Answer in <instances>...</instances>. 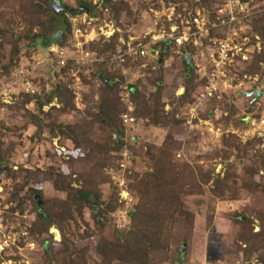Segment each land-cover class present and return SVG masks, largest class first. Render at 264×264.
Listing matches in <instances>:
<instances>
[{"label":"trees","instance_id":"obj_1","mask_svg":"<svg viewBox=\"0 0 264 264\" xmlns=\"http://www.w3.org/2000/svg\"><path fill=\"white\" fill-rule=\"evenodd\" d=\"M7 1L0 0V8L6 7L5 10H0V70H3L5 77L19 64L23 46L34 47L43 52L55 44L69 52L73 41L70 21L72 16L85 12L87 17L98 16V21L105 18L123 29L125 26L121 22V11H125L126 16L134 20L133 8L128 0H100V4H94L91 0H74L76 5L72 7V11L54 9L55 2L63 5L67 0H12V5L4 7ZM165 1L173 3L179 10L184 4L182 0ZM213 1H188V17L195 8L209 10ZM242 1L253 5L262 0ZM9 6L19 11L24 20H28L23 29L17 28L14 19L8 16ZM140 6L144 8L146 4L142 2ZM258 9L252 22V31L259 34L261 48L252 54L251 64L243 73L263 76L264 4L258 5ZM163 19L167 24L166 31L169 32L173 21ZM119 34L115 31L109 38L100 36L87 44L91 51L105 59L90 63L89 66H95L91 73L83 71L89 70L87 65L78 70L82 80L91 87L96 84L97 79L100 81L97 85L99 97L82 109L83 118L79 122L55 123L51 120L55 106L43 109L53 100L64 110L76 109L74 94L68 87L71 78L69 71L75 66L72 60L55 70V80L49 88L42 86L34 93L22 91L20 98L6 104L8 111L23 113L30 120L35 126V137H46L45 131L50 138L64 135L72 140L75 147L83 149L76 156L52 154L56 159L54 167L33 170L27 168L22 180L18 181L23 168L21 165L18 170L13 168L12 147L0 144V174L12 180L6 200L10 206L5 210L3 222L6 221L9 225L15 218V211L23 214L26 203L31 204L33 219L29 223L22 220L16 222L9 231L26 230L32 237L37 245L38 260L35 264H170L176 262V258L171 257L170 253L177 229L182 227L185 231L193 226L195 220V212L186 206L182 195L195 192L201 194L202 185L209 183L210 193L222 200L234 199L237 194L249 189L252 193L264 195V147L258 149L256 146L262 138L253 136L242 142L238 134L224 132L216 154L225 167L223 174L214 173V166L204 169L202 164L192 165L176 158L182 141L174 137L170 127L179 126L186 120L187 115L181 109L194 100V91L198 88L201 90L204 83L190 58L195 52L192 44H187L181 50L184 80L174 88L167 100L164 98L166 85L161 73L163 67H157L159 64L153 66L152 62L158 59L148 57L147 61L150 62L145 76L129 85L132 109L127 113L134 117V121L128 125L123 124L122 114L127 111V104L122 86L126 78L120 68L109 60L112 54L125 47L118 40ZM122 36L126 41L129 39L124 33ZM149 39V34L144 37V41ZM176 47L173 41L168 40H158L152 46L153 49H160L158 54L161 62ZM184 54L189 56V65ZM161 62L158 63L162 64ZM136 64H139V59L128 58L125 66L132 67ZM179 87L183 88L180 94L177 93ZM221 95L216 105L221 112L219 121L224 124L223 130L226 131L229 125L234 130H245V117H252L255 105L248 102L247 113L242 118L234 102L225 94ZM83 97L85 102H89L86 94ZM166 105H169L168 109L165 108ZM214 113L210 110L200 117L204 120L212 119ZM139 124L168 130L159 144H139L138 138L130 133ZM2 126L4 121L0 119V127ZM95 128L100 130V134H95ZM0 134L3 135L4 132ZM125 146L128 148L129 159L133 158L130 163L126 160L125 167L120 168L123 160V157L120 159V151ZM204 158L209 159L207 156ZM136 161L142 162L144 169H138L134 164ZM62 164L68 171L61 169ZM119 169L125 171L126 187L134 196V202L127 211L126 228L117 226L113 216L122 206L123 200L119 196L120 188L112 181L108 170ZM260 171L262 173L259 180L255 181L254 178ZM37 172L44 180L51 181L52 187L61 196L44 198L41 188L35 186L38 182L35 175ZM86 213L88 219L85 217ZM255 219L258 220L257 224ZM235 220L241 226L235 243L239 248L243 246V260L238 264H252L253 261L264 264V208L245 206ZM52 226L58 228L60 233L56 248H53V236L48 232ZM254 226H258L256 231ZM92 238L95 259L87 242ZM182 240L186 238L183 236ZM18 243L23 244V240ZM8 250H0V264L11 258Z\"/></svg>","mask_w":264,"mask_h":264},{"label":"rangeland","instance_id":"obj_2","mask_svg":"<svg viewBox=\"0 0 264 264\" xmlns=\"http://www.w3.org/2000/svg\"><path fill=\"white\" fill-rule=\"evenodd\" d=\"M91 1L94 4H100V0ZM128 1L133 8L134 20L131 17L126 16L125 11H121V22L125 26V29H123L122 26H116L113 21L107 20L105 18L98 21V16L87 17V13L85 12L77 16H72L70 21L73 41H71L72 43L69 47L70 51L67 53V55L70 56L73 51H75L76 46H80L81 44L84 49L90 50L87 44L100 38L102 35H100L99 30L100 28L105 29L104 27L106 25L107 28L112 27L114 32L117 31L120 33V36H118V40L120 42H126V39H124L122 36L123 33L126 34L127 37L135 36L136 38H143V40L144 37L148 36L149 34V41L153 40V35H157V37H155L156 39L148 44V49L150 50L152 49L153 44L158 40H161L163 34L166 35V32H168L166 31L167 24L164 22L163 18H166L167 21H173L171 26H177L178 29L182 24H184L185 20L187 21L191 18L196 9H199V7L195 8L192 11L191 16L188 17V13H190V7H188V4L186 3H189L188 1L190 0H182L184 4L183 6L181 5L182 8L180 10L173 3H168L165 0ZM12 2V0H8L7 3H5L6 5L4 4L3 6L5 7L7 5H12ZM142 2L146 4L144 8L143 6H140V3ZM219 2L220 0H214L209 10L202 9L208 14L209 20L213 18L214 10ZM63 3L70 7H75L76 5L74 0H67ZM178 3L179 2L177 1L176 4ZM257 4L262 6L264 4V0ZM257 4L252 5L247 2V8L250 13L247 24L245 23L243 26H240V24H235L232 26L233 29L230 31L233 36L232 44H236L237 46L241 45L244 50H248V59L241 60L239 56H235V59L231 61L230 66L227 69L228 73L226 76V84L224 85L222 82H220L221 89L217 92V94L213 95L209 99H206L203 102V105L197 106L194 110H192L191 107L195 103L196 98L199 96L201 91L200 88L196 89V91H194V100L181 109V111L187 115L186 120H184V122L179 126L170 127L171 129L169 128L171 132H173L174 137L182 141L179 148L180 150L176 152V158L178 160L188 161L192 165H196L197 163L202 164L204 165V169L214 166V173L220 172L223 174L225 167L220 162V159L217 158L216 154L220 144L221 135L228 131L238 134L242 142L253 136L262 138L261 142L256 146L258 149H262L264 147V74L263 76H260V74L248 75L243 73L247 66L251 64L252 54L254 52L260 51L261 48L259 34H256L252 31V22L259 10ZM59 6L60 5L58 4V7ZM1 9L5 10L6 7L4 9L1 6L0 10ZM8 9V16L14 19L17 28L23 29L25 26H27L28 20H24V18L20 16L19 11L17 12V10L12 9L10 6ZM177 10L179 11L177 12ZM77 27L85 32L83 33L84 39L87 38L85 36L86 34L88 35V38L91 39H87V42L84 41V43H82L83 38L80 33L77 35L74 33V30ZM220 34V28H213L208 31L205 37L199 35L202 44L199 42L197 44L199 48L194 47L195 52L193 54L196 55L197 52L201 51L204 55H206L209 49L211 53L210 47L214 46V44L211 40H209V38L214 40L215 37H220ZM56 46L57 45L55 44L52 45L53 48H56ZM183 47H176L173 52H171L166 58L162 60V64L158 63V61L152 62L153 66L155 64H159L157 67L160 65L163 67L161 73L163 76V81L166 85L164 90V98H166V100L169 99V96H171L173 93L174 88L177 85H181L184 80L185 72L180 61V53ZM156 49L160 51L159 48ZM53 50L48 49L46 51L39 52L34 47L27 48L26 46H23L22 48V51L19 55V64L16 66L18 67L22 64L32 63H37L39 65L33 73V88L35 91L40 90L42 86L49 88L50 84H52L55 80V70L61 68L55 61H53L55 55ZM99 58H101V61L105 59L102 56ZM151 58L156 60L160 57L158 54L156 56L153 55V57L151 56ZM68 61L71 60H67V62ZM149 62L150 61H146V66L144 67L143 71L144 76L145 71H147L149 68ZM89 64L90 63H74V68H71L69 71L71 78L68 87L74 94V103L76 109L64 110L60 107V104L56 103L55 100H53L47 106H44V110H48L49 106H55L51 114V120L53 122L63 124L79 122L83 118L81 112L82 109L91 105V100L96 101L99 97L97 85L100 83V81L97 79L96 84L91 87L87 82H84L78 74V70H81L83 66H89ZM16 66L13 68L9 76H7L8 78L12 76ZM88 68L89 70L83 71L86 73L87 71L88 73H91L95 70V66L93 65L89 66ZM7 77L3 75V70H0V80H4V78ZM255 87L259 88L262 93L260 97L252 103L255 105L254 111L251 113L253 114L252 117H248L249 115L245 117L248 118L247 120L245 119L247 128L243 131H240L232 129V127L229 125L227 128L225 127L226 131H224V124L219 121L221 112L217 110L219 108H217L216 105L219 98L222 96L221 94H225L228 99L234 102L238 109L239 116L244 118L245 114L247 113V104L250 102L251 97L243 94V91H249ZM148 90H150L149 84ZM13 91V93H10L11 98L8 103L3 102L0 104V108L2 110L0 111V119L4 121V126L0 127V133L4 132L3 135L0 134V144L2 143L3 145L5 144L8 147H12V155L15 164L13 168L18 170L20 165L23 168L20 171V175H18V181L22 180V177L26 174L25 169L27 168H31V170H33L37 168L54 167L56 160L54 156L66 154L76 156L82 153L83 149L75 147L72 140L64 135H55L50 138L48 132L45 131L46 137H35L33 135L35 126L30 122V120L23 113H14L11 112V110L8 111L6 108V104H11L15 99H18L20 96H22L20 94L22 91H19V86L16 88L14 87ZM182 92L183 88L179 87L177 93L180 94ZM84 94L88 96L89 102L84 101ZM165 108L168 109L169 105H166ZM210 110L215 112L212 119L204 120L200 117V115H204ZM224 114H226V112ZM167 130L168 128L166 129L158 126L139 124L138 127H136L135 130H132L130 133L132 135L134 134L136 138H138L137 141L139 144H159L161 141H163ZM94 132L95 134H100V130L98 128H95ZM124 150H127L126 159L129 160L130 163L133 157L129 159L130 156L128 154L127 146H125L120 152H124ZM250 153L252 154L253 150ZM52 154L54 156H52ZM205 156H207L209 159L204 158ZM122 157L123 156L121 155L120 159ZM134 164L138 169H144L142 162L140 163V161H136ZM61 169L68 171L64 164L61 165ZM108 171L111 175L112 181L120 188L119 196L123 200L122 206L113 215L114 220L117 226L120 228H126L128 222L127 211L134 202V196L126 187L127 179L125 171L121 169H119V171ZM261 173L262 171H260V173L255 176V181L259 180ZM35 175L38 180L35 186L41 188V193L44 198H52L57 195L61 196L60 193L52 187L51 181L44 180L38 172L35 173ZM11 184L12 180L10 178L4 177L2 174H0V210L2 223L7 232L10 228L15 226L16 222L18 223L22 220L25 223H29L34 217V214L31 211V204L27 202L23 214L15 211L13 213L15 218H13L12 223H8L9 225H7L6 221L3 222L5 210L9 209L10 206V203L6 202V200L8 198L7 191L10 190ZM208 185H202L203 192L201 194L195 192L190 195H182L186 206L195 212V220L191 228H187L185 231V228L182 227L177 229L176 237L171 244L170 253L171 257L176 258V262H172L170 264H238L243 260V246L239 248L235 243L237 233L241 229L240 224H238L235 218L245 206H249L254 209L264 208V195L261 193H252L249 189L240 192V194H237L236 198L234 199L222 200L210 193ZM104 191L107 193V188H105ZM85 217L88 219V213H86ZM255 221L257 224L258 220L255 219ZM51 228L56 229L59 233L58 228L54 226ZM51 228L48 232L53 236L55 233ZM257 229L258 226H254V231ZM182 234H184L183 236L186 238V240H182ZM30 238L32 239L31 236ZM54 239L51 241V243L53 248H56V243L60 241V235L55 240ZM87 242L91 247L93 259H95L96 257L92 248L94 244V238L87 240ZM18 247L12 246L11 249L8 250L11 258L3 262L4 264H35L37 262V249L26 247L24 243L22 245L19 244ZM252 264L260 263L253 261Z\"/></svg>","mask_w":264,"mask_h":264},{"label":"built area","instance_id":"obj_3","mask_svg":"<svg viewBox=\"0 0 264 264\" xmlns=\"http://www.w3.org/2000/svg\"><path fill=\"white\" fill-rule=\"evenodd\" d=\"M249 16L250 13L247 8V2H243L242 0H220L214 10L212 19L209 20L208 14L201 8L196 9L191 18L187 21L185 20L184 24H182L180 28L177 29V26L172 25L169 28V32L166 35L163 34L161 37V40L173 41L178 48L183 47L186 44H192L194 47L199 48L197 44L199 42L201 43L200 36L205 37L208 31L213 28H220L221 30V34L219 35L220 37H215L214 40L209 38V40H211L214 44V46L210 47L211 53L209 49L206 55L199 51L196 55L193 54L190 57L197 74L204 80L200 94L191 107L192 110H194L197 106L203 105V102L206 99H209L213 95L217 94V92L221 89L220 82L224 85L226 84V76L228 73L227 69L230 66L231 61L235 59V56H239L241 60L248 59V50H244L241 45L237 46L236 44H232L233 36L230 31L233 29L232 26L235 24H240V26L245 25V23L247 24ZM104 28L105 29L100 28L99 30L100 35L104 38L113 34L114 30L112 27L107 28L106 25ZM74 33L75 35L80 33L83 38L82 43H84V41L87 42V39H91L88 38L87 34L85 35L87 38L84 39L83 33L85 32H83L79 27L75 28ZM152 37L153 40L144 41L143 38L130 36L126 42H123L125 47L123 49H119L116 53L109 57V60L114 62L120 68L121 73L126 78V82L122 86L124 90L123 95L126 97L127 104V111L122 114V122L124 125H128L134 121V117L127 113L132 109L131 101L129 100V85L134 83L138 78L144 76L143 71L148 57H153V55L156 56L159 52L156 48H152L150 50L148 49V44L151 41H154L157 35H153ZM50 49H55L53 50L55 53L53 61H55L60 67L64 66L67 63V60H72L74 63L78 64H86L101 60V58L97 56L96 52L84 49L82 44L80 46L77 45L75 51H73L70 56L67 55L68 52L66 50L57 46L56 48L51 46ZM128 58H131V60L136 58L139 59L141 66L139 64L132 67L125 66ZM38 66L39 65L37 63L22 64L14 69L11 77L0 80V104L3 102H9L11 98L10 93H13V88H16L17 86H19V91L34 93L33 73ZM0 111H2L1 108ZM122 156L123 160L120 162L121 168L125 167L126 164V150L122 152ZM51 229H53V232L55 233L53 235V239H56L59 236V233L56 229ZM20 240H23L26 247L31 249L37 248L35 241L30 238L26 230H11L8 232L5 230L0 210V250L11 249L12 246L18 247V241Z\"/></svg>","mask_w":264,"mask_h":264},{"label":"water","instance_id":"obj_4","mask_svg":"<svg viewBox=\"0 0 264 264\" xmlns=\"http://www.w3.org/2000/svg\"><path fill=\"white\" fill-rule=\"evenodd\" d=\"M81 8H82V6H81ZM54 9H55V11H58V10H60V9H67V10H69V11H72V7H70V6H67V5H60L59 7H58V4L55 2V4H54ZM184 58H185V60H186V62H187V65H189L190 64V60H189V56H188V54H184ZM256 91V96L254 97L255 99L256 98H258L259 96H260V94L262 93L260 90H255ZM253 91H250V92H247V91H244L243 93L244 94H246V95H251V93H252Z\"/></svg>","mask_w":264,"mask_h":264},{"label":"flooded vegetation","instance_id":"obj_5","mask_svg":"<svg viewBox=\"0 0 264 264\" xmlns=\"http://www.w3.org/2000/svg\"><path fill=\"white\" fill-rule=\"evenodd\" d=\"M257 89L260 90L259 88H256V87H255V88H253V89L247 91V92L253 91V92L251 93V95H246V94H245L246 96L251 97L250 103H253L256 99H258V98L260 97V96H259V97L256 98V99L254 98V97L256 96V91H255V90H257ZM260 91H261V90H260ZM243 92H244V91H243ZM261 92H262V91H261ZM243 94H244V93H243ZM260 95H261V94H260ZM248 117H250V116H248ZM247 119H248V118H246V120H247Z\"/></svg>","mask_w":264,"mask_h":264},{"label":"crops","instance_id":"obj_6","mask_svg":"<svg viewBox=\"0 0 264 264\" xmlns=\"http://www.w3.org/2000/svg\"><path fill=\"white\" fill-rule=\"evenodd\" d=\"M158 62H161V59L160 58H158Z\"/></svg>","mask_w":264,"mask_h":264}]
</instances>
